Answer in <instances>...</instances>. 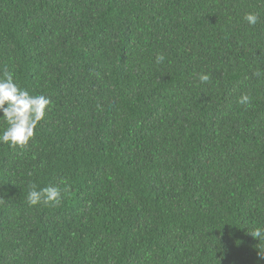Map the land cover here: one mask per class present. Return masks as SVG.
<instances>
[{
	"label": "trees",
	"instance_id": "trees-1",
	"mask_svg": "<svg viewBox=\"0 0 264 264\" xmlns=\"http://www.w3.org/2000/svg\"><path fill=\"white\" fill-rule=\"evenodd\" d=\"M5 66L52 103L0 144V264H264V0H0Z\"/></svg>",
	"mask_w": 264,
	"mask_h": 264
},
{
	"label": "clouds",
	"instance_id": "clouds-1",
	"mask_svg": "<svg viewBox=\"0 0 264 264\" xmlns=\"http://www.w3.org/2000/svg\"><path fill=\"white\" fill-rule=\"evenodd\" d=\"M260 17L254 12H245L243 20L250 26H255ZM165 61V56L158 53L155 62L161 64ZM262 73L256 71L254 75L260 76ZM201 83H207L211 79V73L200 72L197 74ZM51 100L43 94L33 95L28 89L22 88L15 80L13 72L5 66L0 69V121L6 127L0 131V144L9 148H23L35 136L37 125L46 116V110H50ZM245 107L251 105V96L247 93L241 94L237 101ZM61 183L63 189L56 186H45L37 188L35 184L29 185L27 193V203L30 207L37 205H51L62 198V193L67 194L69 185L65 180ZM252 236L259 240H264V227H256Z\"/></svg>",
	"mask_w": 264,
	"mask_h": 264
}]
</instances>
